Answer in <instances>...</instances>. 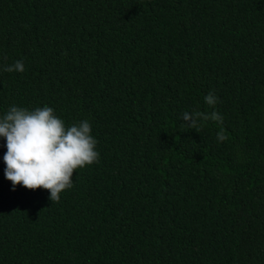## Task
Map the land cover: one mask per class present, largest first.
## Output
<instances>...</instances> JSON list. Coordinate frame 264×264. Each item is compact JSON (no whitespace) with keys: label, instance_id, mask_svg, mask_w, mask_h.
<instances>
[{"label":"trees","instance_id":"1","mask_svg":"<svg viewBox=\"0 0 264 264\" xmlns=\"http://www.w3.org/2000/svg\"><path fill=\"white\" fill-rule=\"evenodd\" d=\"M45 105L99 161L52 202L0 138V264H264V0H0V116Z\"/></svg>","mask_w":264,"mask_h":264},{"label":"clouds","instance_id":"2","mask_svg":"<svg viewBox=\"0 0 264 264\" xmlns=\"http://www.w3.org/2000/svg\"><path fill=\"white\" fill-rule=\"evenodd\" d=\"M4 71L22 73L25 66L22 60H17ZM204 100L213 108L217 103V97L211 92ZM181 119L188 128L198 132L202 122H223V117L216 111H185ZM0 138L6 141L4 174L11 181L12 189L18 185L33 191L44 189L49 191L52 202H59L61 193L72 187L77 169L99 161L98 141L92 135L91 124L83 120L66 126L47 105L34 110L10 107L0 116ZM216 139L218 142L228 139L223 129L217 132Z\"/></svg>","mask_w":264,"mask_h":264}]
</instances>
